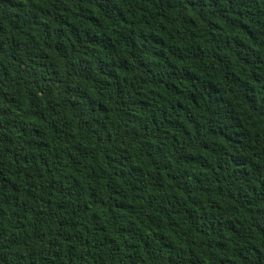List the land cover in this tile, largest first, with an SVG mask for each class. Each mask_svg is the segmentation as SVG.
I'll list each match as a JSON object with an SVG mask.
<instances>
[{"label":"trees","instance_id":"obj_1","mask_svg":"<svg viewBox=\"0 0 264 264\" xmlns=\"http://www.w3.org/2000/svg\"><path fill=\"white\" fill-rule=\"evenodd\" d=\"M0 264H264V0H0Z\"/></svg>","mask_w":264,"mask_h":264}]
</instances>
